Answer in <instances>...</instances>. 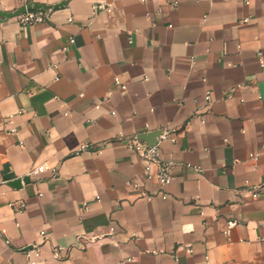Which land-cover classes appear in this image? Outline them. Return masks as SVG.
Segmentation results:
<instances>
[{
  "label": "crops",
  "instance_id": "obj_1",
  "mask_svg": "<svg viewBox=\"0 0 264 264\" xmlns=\"http://www.w3.org/2000/svg\"><path fill=\"white\" fill-rule=\"evenodd\" d=\"M46 13L0 16V264H264V0ZM156 130L165 187L124 143Z\"/></svg>",
  "mask_w": 264,
  "mask_h": 264
},
{
  "label": "built area",
  "instance_id": "obj_2",
  "mask_svg": "<svg viewBox=\"0 0 264 264\" xmlns=\"http://www.w3.org/2000/svg\"><path fill=\"white\" fill-rule=\"evenodd\" d=\"M95 10H109L110 7L106 3H100L94 6ZM19 20L24 25L34 24L38 22H43L47 18V13L45 11L39 10V11H32L28 10L27 12L21 14L18 16ZM263 66V63L261 64ZM116 85H121V81L119 78L115 79ZM122 88H125V86L122 85ZM206 99L208 102L211 101V91L208 90L206 93ZM11 132H15V128L10 129ZM166 133L161 134L160 141L164 138H166ZM175 140V139H174ZM125 145L128 149L131 151L136 152L139 154V156L145 161V174L147 176V179L152 180L155 179L158 181V183L165 187L169 185L172 181V163L167 162L163 160L161 157V150L159 148V144L150 146L145 142L144 140H141L138 136H134L129 139H125L124 141ZM88 147L87 144H84L82 148ZM256 157V155H253ZM46 170V166L44 164H41L31 170V175H35L38 173H41ZM55 170V169H54ZM136 188H140V184L135 183L134 184ZM143 196H145L148 199H152L154 197L153 194L141 192ZM255 196L258 195V193H254ZM160 196L163 199H166L168 197V194L165 192H162ZM21 207H25V203H21ZM41 235L43 238H46L45 231H41ZM68 248L66 246H56L54 248V254L56 257H60L63 251L67 250ZM189 252L192 250L189 249ZM27 256L29 259H31L32 263H35V261L32 259L33 256H39L40 250L38 247L35 246V248L31 250L26 251Z\"/></svg>",
  "mask_w": 264,
  "mask_h": 264
},
{
  "label": "water",
  "instance_id": "obj_3",
  "mask_svg": "<svg viewBox=\"0 0 264 264\" xmlns=\"http://www.w3.org/2000/svg\"><path fill=\"white\" fill-rule=\"evenodd\" d=\"M69 1L70 0H62L61 2L54 4V5H45L41 3L29 2L26 5L20 7L19 9H16L15 11H11V12L0 9V16L6 17V18H12L15 16H19L27 12L28 10H42V11L47 12L52 7L53 8L65 7ZM161 134H163V130H156L152 132L141 133L140 135H138V137L141 140H144L145 142H147L148 145L154 146V145L159 144ZM30 181H31L30 176H25L23 178H18V179L11 181L10 185H12L13 187H21L23 183H29Z\"/></svg>",
  "mask_w": 264,
  "mask_h": 264
}]
</instances>
